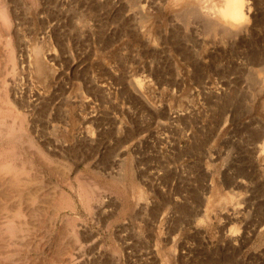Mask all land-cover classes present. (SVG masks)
I'll list each match as a JSON object with an SVG mask.
<instances>
[{
	"label": "rangeland",
	"instance_id": "rangeland-1",
	"mask_svg": "<svg viewBox=\"0 0 264 264\" xmlns=\"http://www.w3.org/2000/svg\"><path fill=\"white\" fill-rule=\"evenodd\" d=\"M157 7L0 0V264H264V0Z\"/></svg>",
	"mask_w": 264,
	"mask_h": 264
},
{
	"label": "bare ground",
	"instance_id": "bare-ground-1",
	"mask_svg": "<svg viewBox=\"0 0 264 264\" xmlns=\"http://www.w3.org/2000/svg\"><path fill=\"white\" fill-rule=\"evenodd\" d=\"M141 1H143V0H141ZM152 1L153 2L155 1V3L158 5V7H157L158 9H163L164 11H166L168 9V7H172V6H175L178 4V6L186 9V13H188L187 15L192 16L194 20H197L199 22H200V20L202 22H203V20L204 21H214L215 23L218 24L217 26L220 27V28H218L219 30H222V31H224L230 35H233V36L239 35L242 32H244L245 30L249 29V27H250L249 19L254 15V12L252 10L253 9L252 3L254 0H169L170 5L169 4L164 5L165 0H152ZM2 9L4 11V14L7 16L9 14L8 6L6 4H4V5H2ZM177 14H179V13H177ZM184 16H185V14H184ZM7 19H6V21H7ZM9 20H10V18H9ZM184 23H187V22H184ZM194 23H195V21H194ZM194 23H192V24H194ZM205 23H207V22H205ZM194 25H196V24H194ZM194 25L187 24L185 26L187 31L190 30V33L192 32L191 34L196 33ZM197 26H195V27H197ZM165 35L166 36H164V35H159V36H160V38H164V37L169 38V36H170L167 34H165ZM191 49H192V47H191ZM5 167H6V165H5ZM7 172H9V171H7Z\"/></svg>",
	"mask_w": 264,
	"mask_h": 264
}]
</instances>
